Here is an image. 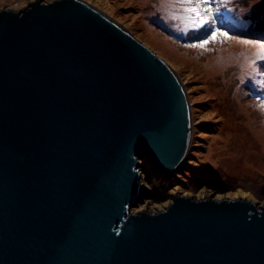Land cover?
I'll use <instances>...</instances> for the list:
<instances>
[{
    "label": "water",
    "instance_id": "obj_1",
    "mask_svg": "<svg viewBox=\"0 0 264 264\" xmlns=\"http://www.w3.org/2000/svg\"><path fill=\"white\" fill-rule=\"evenodd\" d=\"M178 77L76 0L0 14V264H264V205L132 214L190 147Z\"/></svg>",
    "mask_w": 264,
    "mask_h": 264
},
{
    "label": "rangeland",
    "instance_id": "obj_2",
    "mask_svg": "<svg viewBox=\"0 0 264 264\" xmlns=\"http://www.w3.org/2000/svg\"><path fill=\"white\" fill-rule=\"evenodd\" d=\"M37 1L56 0H0V14L23 12ZM76 1L163 60L189 104L191 136L184 162L164 174L140 159L142 191L131 213H162L177 195L198 201L244 199L259 210L264 205V59L259 49L239 42L251 39L237 31L260 27L264 37V0H211L214 22L202 26L187 23L178 9L162 7L161 0L152 8L144 0ZM202 42L204 47H189Z\"/></svg>",
    "mask_w": 264,
    "mask_h": 264
},
{
    "label": "snow or ice",
    "instance_id": "obj_3",
    "mask_svg": "<svg viewBox=\"0 0 264 264\" xmlns=\"http://www.w3.org/2000/svg\"><path fill=\"white\" fill-rule=\"evenodd\" d=\"M161 6L171 9H178L182 13V18L192 25H203L213 23V9L211 8V0H161ZM213 34H217L216 31ZM228 39H236L235 37H228L227 33H219ZM242 44L251 45L259 49L257 53L260 58L264 59V42L253 40H241ZM202 42L199 45H189V47H204ZM264 107V106H262Z\"/></svg>",
    "mask_w": 264,
    "mask_h": 264
},
{
    "label": "trees",
    "instance_id": "obj_4",
    "mask_svg": "<svg viewBox=\"0 0 264 264\" xmlns=\"http://www.w3.org/2000/svg\"><path fill=\"white\" fill-rule=\"evenodd\" d=\"M126 0H122V2H124ZM160 0H144V5H146L149 8L155 7L159 4ZM246 24L250 25L251 22L248 18H246ZM260 26H264V22H262L260 24ZM250 28H252V25L250 26ZM258 30H260V27H258ZM258 30L255 31H243V30H238L237 34L238 36L242 37V38H248L251 39L253 41H263L264 42V37H261V34L258 33ZM216 184V183H215ZM220 185V183H219Z\"/></svg>",
    "mask_w": 264,
    "mask_h": 264
}]
</instances>
